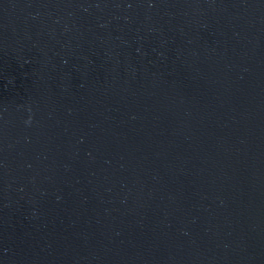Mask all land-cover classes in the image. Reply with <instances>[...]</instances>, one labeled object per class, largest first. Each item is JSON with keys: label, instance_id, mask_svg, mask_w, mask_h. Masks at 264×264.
<instances>
[{"label": "water", "instance_id": "1", "mask_svg": "<svg viewBox=\"0 0 264 264\" xmlns=\"http://www.w3.org/2000/svg\"><path fill=\"white\" fill-rule=\"evenodd\" d=\"M0 264H264V0H0Z\"/></svg>", "mask_w": 264, "mask_h": 264}]
</instances>
